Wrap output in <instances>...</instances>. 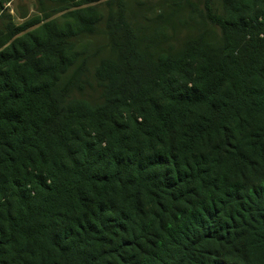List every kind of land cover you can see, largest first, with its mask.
<instances>
[{
  "label": "trees",
  "instance_id": "trees-1",
  "mask_svg": "<svg viewBox=\"0 0 264 264\" xmlns=\"http://www.w3.org/2000/svg\"><path fill=\"white\" fill-rule=\"evenodd\" d=\"M0 0V264H264V0Z\"/></svg>",
  "mask_w": 264,
  "mask_h": 264
},
{
  "label": "rangeland",
  "instance_id": "rangeland-1",
  "mask_svg": "<svg viewBox=\"0 0 264 264\" xmlns=\"http://www.w3.org/2000/svg\"><path fill=\"white\" fill-rule=\"evenodd\" d=\"M31 3L32 0H13L9 4L10 12L13 13L18 21L21 19L19 18V12H20V7H28V9H31Z\"/></svg>",
  "mask_w": 264,
  "mask_h": 264
}]
</instances>
